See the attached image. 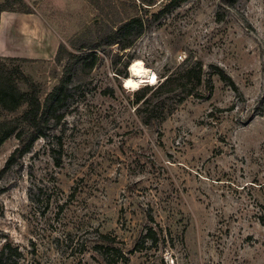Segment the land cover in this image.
<instances>
[{
    "label": "rangeland",
    "instance_id": "374dc122",
    "mask_svg": "<svg viewBox=\"0 0 264 264\" xmlns=\"http://www.w3.org/2000/svg\"><path fill=\"white\" fill-rule=\"evenodd\" d=\"M169 1L0 0V19L37 14L60 38L55 57L5 60L40 84L42 102L74 72L63 118L4 172L18 139L0 146V250L17 246L20 264H264V0H189L131 48L101 45L91 71L78 62V37L99 41ZM199 61L197 92L146 124L135 92ZM134 63L150 75L136 89L124 83ZM26 108L0 109V120Z\"/></svg>",
    "mask_w": 264,
    "mask_h": 264
},
{
    "label": "trees",
    "instance_id": "16d2710c",
    "mask_svg": "<svg viewBox=\"0 0 264 264\" xmlns=\"http://www.w3.org/2000/svg\"><path fill=\"white\" fill-rule=\"evenodd\" d=\"M187 1L189 0H170L159 12L154 13L151 19L136 15L122 20L117 27L110 30L111 32L99 35V41H96L94 37L90 39L78 37L76 47L82 52L78 56V62L84 70L91 71L98 64L100 56L97 49L101 45H118L122 51L131 48L136 40L151 27L153 21L161 19ZM153 4L155 2H151L149 5ZM5 10V8L1 9V11ZM60 46L59 49H61ZM6 59L22 61L19 58H0V109L15 112L24 104H27V108L18 117L0 120V146L12 136L18 139V145L6 161L2 172L15 165L19 159L32 150L40 137L45 136L51 119L59 122L63 118L64 113L62 111L68 102L70 84L74 74L73 67L67 68L60 83L47 94L45 101L42 102L40 84L31 75L25 73L21 66L9 67L5 62ZM129 63L130 60L126 62V66ZM216 73L222 80H229L231 85L236 87L235 82L222 68H219ZM203 74L202 62L188 63L179 72L166 75L163 80L155 84H146L140 87L135 92L136 110L146 124L164 120L170 111L168 108L169 101L175 99V104H180L188 95L197 92V87L204 83ZM127 77L128 74L126 73L125 78ZM19 81L26 84V90L19 87ZM191 81L193 84H190ZM189 85H191L190 88H188ZM144 238L155 245L159 241L153 228L149 229ZM143 245L137 244L133 251L140 250ZM109 249L115 251L111 255H118L119 258L116 261L129 260V256L118 248L111 247ZM22 255L17 246L11 242H6L0 250V264H20Z\"/></svg>",
    "mask_w": 264,
    "mask_h": 264
},
{
    "label": "crops",
    "instance_id": "0c3cea01",
    "mask_svg": "<svg viewBox=\"0 0 264 264\" xmlns=\"http://www.w3.org/2000/svg\"><path fill=\"white\" fill-rule=\"evenodd\" d=\"M11 29H13V33L8 35ZM8 38L10 44L7 42ZM60 45V38L49 30L45 20L37 14L11 11L5 12L0 19L1 57L28 61L37 58L48 59L49 55L46 51H52L50 56L55 57ZM49 46L50 49H48ZM37 49L43 55H35ZM4 50L7 52L4 53Z\"/></svg>",
    "mask_w": 264,
    "mask_h": 264
},
{
    "label": "bare ground",
    "instance_id": "6f19581e",
    "mask_svg": "<svg viewBox=\"0 0 264 264\" xmlns=\"http://www.w3.org/2000/svg\"><path fill=\"white\" fill-rule=\"evenodd\" d=\"M131 75L124 79L125 86L128 88H138L150 78L149 70L141 64L134 63L130 69Z\"/></svg>",
    "mask_w": 264,
    "mask_h": 264
}]
</instances>
